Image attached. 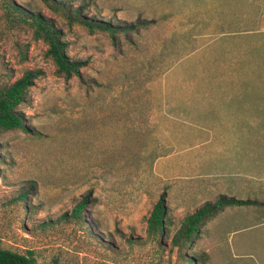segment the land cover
Instances as JSON below:
<instances>
[{
	"label": "rangeland",
	"instance_id": "obj_1",
	"mask_svg": "<svg viewBox=\"0 0 264 264\" xmlns=\"http://www.w3.org/2000/svg\"><path fill=\"white\" fill-rule=\"evenodd\" d=\"M3 1L0 86L28 70L43 75L19 107L32 134L0 136V245L33 252L36 264H186L172 247L185 219L222 195L250 198L232 183H264V123H224L216 108L264 92V82L238 74L264 71V28L221 34L257 13L200 11L214 0H59L122 27L156 21L114 38L68 25L41 0H7L63 31L69 57L85 62L66 81L47 45L8 23ZM86 196L91 230L61 218ZM162 197L166 226L152 239L148 219ZM218 214L186 249L192 264H264V222Z\"/></svg>",
	"mask_w": 264,
	"mask_h": 264
},
{
	"label": "trees",
	"instance_id": "obj_2",
	"mask_svg": "<svg viewBox=\"0 0 264 264\" xmlns=\"http://www.w3.org/2000/svg\"><path fill=\"white\" fill-rule=\"evenodd\" d=\"M44 5L54 14L61 16L68 25H80L93 33L96 30L109 33L116 38L119 33L128 34L130 31H138L141 27H148L155 23V20H138L136 23H130L124 27L114 25L112 22H107L96 17L89 16L86 13L87 7L72 8L71 5L59 0H41ZM252 1L244 0L243 10H226V11H208V12H235L244 13L252 10ZM3 9L7 21L10 25L16 26L19 24L27 25L33 31L35 40L43 41L48 49L46 56L50 58L55 67L56 73L63 77L66 81L73 77H81V69L85 66V62L73 60L67 54V44L63 40L64 33L57 27L53 19L47 18L43 14L34 13L27 8L16 4L13 1H3ZM229 9H234L236 6H227ZM257 13V18L252 24L243 15L242 19H236V23H230L227 29H223L221 34H233L234 32L243 34L257 33L264 28V12L252 10ZM239 15V14H238ZM250 17V16H248ZM249 24V25H248ZM43 75L41 70H28L23 76L17 79L10 85L0 86V136L13 132L23 131L31 133L32 130L28 126V121L25 113L19 110V107L26 104L29 99L30 89L35 85L36 80ZM29 193H21L19 199L26 201ZM89 197H84L75 206L71 215L64 214L61 216L64 220L74 218L88 226L91 230L92 225L84 217V211L88 206ZM257 204L251 199H238L233 196L222 195L213 203L208 202L188 216L182 227L176 232L172 240V247L177 249L179 257L186 263L192 264L193 260L186 256V249L194 241L195 237L200 233V228L207 221L211 220L218 213L227 207L235 206H251ZM167 209L165 199L162 197L154 206L153 211L148 219V236L152 239H157L162 236L166 226ZM132 240H130L131 242ZM0 264H36L34 253L29 251L25 254L4 248L0 245Z\"/></svg>",
	"mask_w": 264,
	"mask_h": 264
},
{
	"label": "crops",
	"instance_id": "obj_3",
	"mask_svg": "<svg viewBox=\"0 0 264 264\" xmlns=\"http://www.w3.org/2000/svg\"><path fill=\"white\" fill-rule=\"evenodd\" d=\"M198 2L203 1L205 3V0H197ZM209 0H207L208 2ZM252 2V10H256L259 12H264V0H251ZM214 2L217 5H214V7L210 6L209 8L203 7L200 9V11H226V10H236V11H242L244 0H214ZM236 6L234 9H229L227 6ZM245 73H238L241 75L246 76H252L255 77L253 79V83H260L264 82V71L262 73H259L258 71H252V70H244ZM231 75V73H228ZM234 74V73H233ZM262 77V78H257ZM246 97L248 94L251 95L249 98H244L243 100L240 99L241 96H239V100L237 102L228 101L218 107H216L220 112V118H222L221 122L224 123H235V124H260L264 123V99L261 100L260 97H264V92L261 91H249L244 93ZM257 97V98H256ZM242 138L244 139V136L237 137V139ZM230 154L240 155L243 151H229ZM250 153V151H247ZM246 153V152H245ZM169 158H173V161H176L175 158H177L175 155L170 156ZM166 159H162L158 161L157 167L159 170H162L163 166L166 164ZM162 164V165H161ZM234 164V163H233ZM236 164V163H235ZM239 166L243 165V163L239 162ZM253 165V164H252ZM255 170V169H253ZM236 184L237 189L239 190L238 193H244V189H247L248 195H250L251 200H254L257 202V204L251 205V206H235V207H227L223 211H221L218 216H222L223 214H227L228 216L231 215L232 217L239 216L242 218H249L252 217V219H257L259 222H264V200L261 198L264 195V183H253L250 185L246 184H240V183H232ZM229 194V193H228ZM230 196V194H229ZM246 210H249L248 214H245ZM217 219L218 217L215 216L214 219ZM220 230V229H219ZM220 235L221 232H219ZM223 237V236H222ZM234 252L241 253L240 251L236 250ZM237 254L234 255V258H239ZM258 262V261H257ZM260 264V262H258Z\"/></svg>",
	"mask_w": 264,
	"mask_h": 264
}]
</instances>
